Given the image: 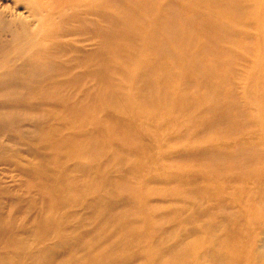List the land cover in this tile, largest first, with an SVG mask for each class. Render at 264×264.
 <instances>
[{
	"label": "rangeland",
	"instance_id": "obj_1",
	"mask_svg": "<svg viewBox=\"0 0 264 264\" xmlns=\"http://www.w3.org/2000/svg\"><path fill=\"white\" fill-rule=\"evenodd\" d=\"M28 139L77 188L47 205L4 155L0 188L19 200L6 220L60 219L98 198L106 216L82 231L119 235L89 259L264 264V0H0V146L35 162ZM105 162H119L109 188L94 169ZM19 234L32 249L57 236ZM68 255L48 264L82 258Z\"/></svg>",
	"mask_w": 264,
	"mask_h": 264
},
{
	"label": "bare ground",
	"instance_id": "obj_2",
	"mask_svg": "<svg viewBox=\"0 0 264 264\" xmlns=\"http://www.w3.org/2000/svg\"><path fill=\"white\" fill-rule=\"evenodd\" d=\"M28 3V2H27ZM29 6V3H28ZM33 16L36 15V10L30 11ZM113 33L126 31L127 29L122 27L117 21H115L114 27L111 28ZM11 123V124H10ZM8 122L9 126L16 125L15 122ZM117 127H121L117 124ZM93 137L88 139L91 143ZM31 146V154L36 159L33 161H25L15 159L14 153L8 152L7 146H0V157L7 155L5 158L10 162L11 167L21 172L19 173L24 180L28 181V184L34 185L35 183L39 187H43L46 192L49 193L45 196L47 205L57 207H65L69 203L70 193L77 188V184H72L73 179H79L69 173L71 170L70 165L62 164V168L59 171L54 170L53 166L58 164L60 157L54 152H48L49 144L45 142L40 147H35L33 139H28ZM20 163V167L15 164ZM108 163H98L94 166L97 172L96 177L99 180L101 186L109 188L113 185L112 174L119 162H116L115 166H106ZM35 176V177H32ZM88 183V180H85ZM40 187V188H41ZM9 203L11 206H15L19 200L12 198L5 190L0 188V264H48L50 260H56L61 254L80 253L81 259L73 258L70 264H102L100 258L89 259L90 248L95 243H99L102 240L107 241L108 238L117 232L109 235H102L99 232L82 231L85 227L87 219L91 216H96L97 219H101L106 216V211L101 207L98 198L92 200H85L80 204L82 207L75 212L66 214L60 219L50 218H38L36 223L21 224L14 223L6 220L5 215L2 211V205ZM117 206H125V201L117 199L115 201ZM78 203H74L76 205ZM113 207H110L112 211ZM18 212L20 208H17ZM23 231L26 236L31 235L32 238L50 237L51 234L56 233V239L52 240L49 244L44 246H38L36 249H32L25 246V243L19 238V232ZM130 234L124 237L126 240ZM35 238V239H36ZM122 240H118L110 246V249L120 248ZM34 244L36 241L34 240ZM125 260V257H118L115 260L116 264H121ZM219 260V258H216ZM106 264V261L103 263Z\"/></svg>",
	"mask_w": 264,
	"mask_h": 264
}]
</instances>
